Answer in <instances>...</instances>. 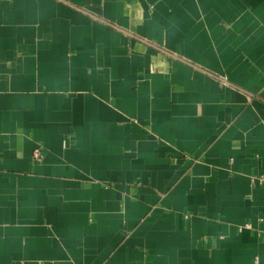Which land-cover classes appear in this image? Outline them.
Masks as SVG:
<instances>
[{
	"label": "crops",
	"instance_id": "0c3cea01",
	"mask_svg": "<svg viewBox=\"0 0 264 264\" xmlns=\"http://www.w3.org/2000/svg\"><path fill=\"white\" fill-rule=\"evenodd\" d=\"M261 176L264 0H0V264H264Z\"/></svg>",
	"mask_w": 264,
	"mask_h": 264
},
{
	"label": "built area",
	"instance_id": "2783aa9c",
	"mask_svg": "<svg viewBox=\"0 0 264 264\" xmlns=\"http://www.w3.org/2000/svg\"><path fill=\"white\" fill-rule=\"evenodd\" d=\"M33 156L36 159H39L42 156V153H41L39 148L34 150ZM259 180H260L261 183H264V177L263 176H261ZM246 226L249 227L250 225L247 224ZM263 234H264V232H263ZM253 264H260L258 257H254Z\"/></svg>",
	"mask_w": 264,
	"mask_h": 264
}]
</instances>
